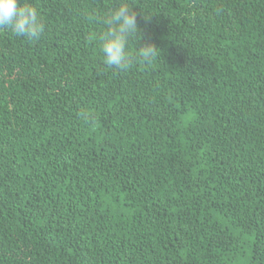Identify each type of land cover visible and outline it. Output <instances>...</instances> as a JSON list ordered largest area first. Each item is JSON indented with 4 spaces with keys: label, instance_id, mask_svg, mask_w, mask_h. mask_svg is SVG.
I'll return each mask as SVG.
<instances>
[{
    "label": "trees",
    "instance_id": "trees-1",
    "mask_svg": "<svg viewBox=\"0 0 264 264\" xmlns=\"http://www.w3.org/2000/svg\"><path fill=\"white\" fill-rule=\"evenodd\" d=\"M121 2L0 29V264H264V0H126L125 70Z\"/></svg>",
    "mask_w": 264,
    "mask_h": 264
},
{
    "label": "clouds",
    "instance_id": "clouds-1",
    "mask_svg": "<svg viewBox=\"0 0 264 264\" xmlns=\"http://www.w3.org/2000/svg\"><path fill=\"white\" fill-rule=\"evenodd\" d=\"M106 30L100 37L99 45L107 65L125 70L130 67L129 42L140 38L136 22V12L126 0H122L104 17ZM0 29H9L17 37L28 40L38 39L44 31L35 7L27 0H0ZM136 48V47H135ZM158 48L146 44L136 48L139 56L151 61L158 55Z\"/></svg>",
    "mask_w": 264,
    "mask_h": 264
}]
</instances>
